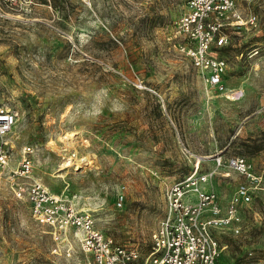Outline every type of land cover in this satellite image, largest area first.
<instances>
[{"label":"rangeland","instance_id":"1","mask_svg":"<svg viewBox=\"0 0 264 264\" xmlns=\"http://www.w3.org/2000/svg\"><path fill=\"white\" fill-rule=\"evenodd\" d=\"M187 10V0H0V97L17 113L10 165L31 146V175L60 198L58 218L90 213L113 244L138 250V264L166 186L196 168L225 208L246 182L237 231L213 235L223 264H264V0L208 16L223 37L211 46L225 63L221 90L186 53ZM29 180L0 177V264H86L73 226L39 222L17 197Z\"/></svg>","mask_w":264,"mask_h":264},{"label":"built area","instance_id":"2","mask_svg":"<svg viewBox=\"0 0 264 264\" xmlns=\"http://www.w3.org/2000/svg\"><path fill=\"white\" fill-rule=\"evenodd\" d=\"M230 4L231 0H220L219 4H214V0H187L188 10L182 19L193 38V42L185 45L186 53L203 70L207 84L217 90L223 89L225 63L215 55L211 46L221 44L223 37L213 38L212 30L216 29V23L208 16L213 8L219 10ZM16 116L15 110L0 97V177L11 182H26L25 178H31L30 183L17 186V197L29 202L32 215L39 222L57 223L59 228L73 226L80 233L82 250L89 254L86 264H138V250L113 244L109 237L94 227L90 213H78L70 208L58 218V210L62 209L60 198L31 175L30 156L34 151L31 146L24 145L23 155L15 168L11 167L7 135L15 124ZM229 166L248 179L257 180L242 157L231 158ZM207 179L206 174L195 168L166 186L164 215L151 233L149 251L140 264H223L219 261L223 247L213 235V229L229 227L237 231V203L248 202L254 187L246 182L238 183L234 195L223 208L216 192L206 187L207 182L204 181ZM123 200L124 195L120 192L116 197L117 204L121 205Z\"/></svg>","mask_w":264,"mask_h":264},{"label":"bare ground","instance_id":"3","mask_svg":"<svg viewBox=\"0 0 264 264\" xmlns=\"http://www.w3.org/2000/svg\"><path fill=\"white\" fill-rule=\"evenodd\" d=\"M71 134H66L65 138H67V136H70ZM61 138V137H60ZM61 140V139H60ZM52 142V141H51ZM50 142V143H51ZM54 143V142H53ZM85 157V156H84ZM83 160H86V159H83ZM64 163V162H63ZM70 163V162H69Z\"/></svg>","mask_w":264,"mask_h":264}]
</instances>
